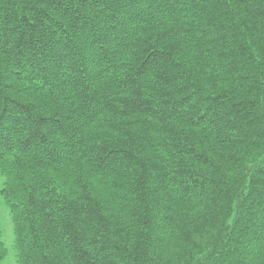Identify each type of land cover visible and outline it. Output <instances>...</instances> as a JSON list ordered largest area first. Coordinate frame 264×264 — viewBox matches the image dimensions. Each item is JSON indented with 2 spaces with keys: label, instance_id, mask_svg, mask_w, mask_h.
<instances>
[{
  "label": "trees",
  "instance_id": "trees-1",
  "mask_svg": "<svg viewBox=\"0 0 264 264\" xmlns=\"http://www.w3.org/2000/svg\"><path fill=\"white\" fill-rule=\"evenodd\" d=\"M0 176L17 264H264V0H0Z\"/></svg>",
  "mask_w": 264,
  "mask_h": 264
},
{
  "label": "rangeland",
  "instance_id": "rangeland-1",
  "mask_svg": "<svg viewBox=\"0 0 264 264\" xmlns=\"http://www.w3.org/2000/svg\"><path fill=\"white\" fill-rule=\"evenodd\" d=\"M2 177L0 176V186ZM0 233L1 240L5 247V254L0 260V264H17L15 252L13 250V222L11 214L0 197Z\"/></svg>",
  "mask_w": 264,
  "mask_h": 264
}]
</instances>
